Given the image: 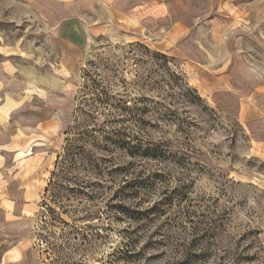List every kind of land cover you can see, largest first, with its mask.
Returning <instances> with one entry per match:
<instances>
[{"label":"rangeland","instance_id":"1","mask_svg":"<svg viewBox=\"0 0 264 264\" xmlns=\"http://www.w3.org/2000/svg\"><path fill=\"white\" fill-rule=\"evenodd\" d=\"M81 2L0 0V256L264 264V0Z\"/></svg>","mask_w":264,"mask_h":264},{"label":"crops","instance_id":"2","mask_svg":"<svg viewBox=\"0 0 264 264\" xmlns=\"http://www.w3.org/2000/svg\"><path fill=\"white\" fill-rule=\"evenodd\" d=\"M48 1L55 3L57 6H60V9L63 11L61 12V15H59V17L56 18L58 23L81 19V13L79 12L76 13L75 10H76V7L82 5V2H81L82 0H48ZM44 11L48 13L47 11L49 10L46 8ZM49 14L55 15L57 14V12L56 11L52 12L50 10ZM22 197L23 199L26 197L25 189L22 192ZM8 203H11V205H9ZM16 206H17L16 202L10 201V200H2L0 198V213L3 216L2 222H0V226L9 224L11 220L10 218L13 217L15 214ZM5 244H6L5 241H3L0 247L2 248V246H6ZM20 252H21V258L18 261H13L12 260L13 257L15 255L18 256ZM23 259H24L23 253L18 247H15V246L6 247L4 248L0 256V264H17V263H21Z\"/></svg>","mask_w":264,"mask_h":264},{"label":"trees","instance_id":"3","mask_svg":"<svg viewBox=\"0 0 264 264\" xmlns=\"http://www.w3.org/2000/svg\"><path fill=\"white\" fill-rule=\"evenodd\" d=\"M58 165H59V163H57L56 168L58 167ZM52 176L54 177V176H55V173H53ZM52 180H53V178L51 179V182H52ZM51 182H50V183H51ZM50 186H51V185H50ZM61 187L63 188V185H61Z\"/></svg>","mask_w":264,"mask_h":264}]
</instances>
